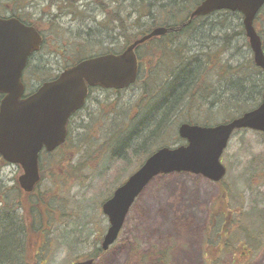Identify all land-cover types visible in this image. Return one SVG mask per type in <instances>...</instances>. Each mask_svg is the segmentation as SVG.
Returning a JSON list of instances; mask_svg holds the SVG:
<instances>
[{"label":"rangeland","instance_id":"rangeland-1","mask_svg":"<svg viewBox=\"0 0 264 264\" xmlns=\"http://www.w3.org/2000/svg\"><path fill=\"white\" fill-rule=\"evenodd\" d=\"M18 1L24 7H35L36 17L44 11L38 25L45 31L46 43L25 70L28 93L45 80L40 73L52 80L67 65L75 63L80 43L91 50L83 59L111 49L121 53L126 45L124 35L134 32L136 20L151 22L147 15L140 17V8L135 10L141 0H5L6 9L15 11ZM146 2L154 3L153 14L159 16L158 9L167 0ZM26 11L33 14L31 10ZM118 14L122 16L124 28L113 19ZM203 24L207 26L201 28ZM255 25L264 40V7ZM197 27V32H190L192 37L187 38L191 51L202 53L198 60L201 81L195 88L211 84L203 94L210 92L212 96L202 99L203 105L196 100L198 105L191 113L173 119L171 131L162 142L170 147L182 144L178 140V128L185 118H196L200 125H205L206 119L211 122L208 125L227 122L234 114L222 108L220 99L234 95H242L244 100L256 99L258 88L255 86H264L263 72L254 65L249 67L248 63H254L253 53L243 35L239 12L218 11L197 21ZM209 51L207 59L205 53ZM216 53L222 55L224 70L216 66ZM157 54H146L144 65L150 67ZM207 62L209 66L215 65L212 73L205 71ZM161 68L167 71L169 65L163 64ZM144 90L143 81L118 92L94 88L85 108L73 118L66 144L53 156H44V179L37 197L43 229L38 234L39 243L35 242L34 256L30 249L29 264H72L85 260L93 252V243L105 234L109 221L102 212V204L143 159L134 155V145L136 137L139 141L144 134V126H139L133 135L127 127L136 121L139 123L143 108L137 106ZM148 100L145 96L142 104L147 105ZM147 113L146 109L141 115ZM113 129L120 130V139L110 147L106 140ZM128 136L131 146H124ZM48 161L53 163L50 165ZM222 162L228 173L218 183L187 172L157 176L131 207L117 241L94 264H264V228L259 231L261 236L247 231L256 223L247 213L254 215L264 209V176L260 175L264 167V133L249 129L237 131ZM22 172L15 165L1 170L7 203L15 204L18 200L14 184ZM174 184H177L175 189ZM190 188L196 193L193 202L189 198ZM224 206H230L237 223L247 214V220L243 218L241 240L233 252L219 249L217 224L213 222L214 213L221 216Z\"/></svg>","mask_w":264,"mask_h":264},{"label":"water","instance_id":"water-1","mask_svg":"<svg viewBox=\"0 0 264 264\" xmlns=\"http://www.w3.org/2000/svg\"><path fill=\"white\" fill-rule=\"evenodd\" d=\"M263 5L264 0H203L191 12L189 21L219 10L241 12L254 62L264 71L262 39L254 26ZM168 31L165 26L156 27L133 40L120 54L85 58L24 97L23 72L31 54L40 49L43 37L35 27L15 17L0 18V93L5 94L0 105V154L8 162L21 166L23 173L18 183L25 193L34 192L41 180L40 151L44 147L54 151L66 141L70 117L85 105L89 88L120 90L134 84L140 69L137 48ZM239 129L264 132V97L256 108L224 123L213 126L182 123L178 132L187 143L156 150L104 202L103 212L109 217L110 227L102 249L108 250L115 243L130 208L157 176L187 172L213 182L221 181L227 174L222 155ZM74 264H94V259Z\"/></svg>","mask_w":264,"mask_h":264},{"label":"trees","instance_id":"trees-1","mask_svg":"<svg viewBox=\"0 0 264 264\" xmlns=\"http://www.w3.org/2000/svg\"><path fill=\"white\" fill-rule=\"evenodd\" d=\"M201 1L202 0H178L177 4L176 0H167L165 5L161 4L159 7V16H154V3L151 2L149 4L146 0H141V4H138V6L135 7V10L137 11L138 8H140V17L143 19V17L149 16L148 19H150L151 22L146 24L137 19L133 29L134 32L130 34L126 33L124 35L126 44H128L133 39L144 35L154 27L165 26L169 29L166 35L152 38L148 42L139 46L137 50L140 59V75L137 83L143 81L145 84V93L142 94L143 96L137 107L138 109L143 108L141 110L142 112L147 109L148 113L147 115L142 116V112L140 111L139 123L137 124L136 121L132 124V127L128 125L127 128H131V135H133L134 132L137 133L139 126H144V134L140 136L139 141L138 137H136L134 145V155L143 156L139 165H141L157 148L164 145L165 142H162L165 140L166 136L169 135L171 131L170 125L175 117L188 114V112L191 113L193 108L198 105L196 100L199 102V105H203L202 99L207 100L210 99L208 96H212V93L210 92L206 95L203 94L205 90L208 91L211 84L197 86V90L195 88V85H198L201 81L198 60L202 53L197 54V52H192V48L189 46L190 41L187 39L188 37H192L190 32L196 33L198 30L199 26L197 27V21L199 20L194 18L189 21V18L192 10L200 4ZM70 4H72V1ZM149 9H151L150 12ZM201 18L203 19L204 17ZM113 19L119 21L118 26L122 28L125 27L121 14H118V17H114ZM204 26H207V24L201 25V28ZM243 31L242 28V32ZM82 49H85V47L80 43L76 52L77 61H80L83 59V56H87V54L91 52V50L87 48L82 53ZM108 51L114 52L113 49ZM140 51H142V54H140ZM158 51L160 54H157ZM210 52L211 51L205 53V58L209 56ZM150 53V56L155 54L158 56L153 57L155 60L151 59V61H153L150 64V67H148V65H144L143 58L146 54ZM215 55L218 60L216 66L220 67L221 70H224V67L226 66L223 65L222 55L219 53H216ZM163 64L169 65L167 71L162 70L161 65ZM248 64L251 68L254 65V63ZM204 66L205 71L211 70V73L215 68V65H212V63L209 66L208 62ZM256 69L258 68L256 67ZM40 75L46 77L45 80L49 79L48 75V77L41 73ZM255 87L258 88V98H251L254 102H251V99L244 100L242 95H240L242 98L239 95H234L224 98V100H219L222 108L225 111H232L234 114L233 117L255 108L258 106L264 95V86L261 87L256 85ZM145 96L149 97V100L146 101L147 105L142 104ZM210 111L211 109L209 108L208 112ZM206 113L204 115H206ZM184 122L198 124L199 120L196 118H185ZM209 123H211L209 119L204 121L205 125H208ZM118 136H120V130L113 129L109 132L106 142H109L110 147L112 144L115 145V143L118 142L120 139ZM178 140H180L182 144L185 143V140L180 136ZM130 141V136H128V138L126 137L123 145L128 146L129 144V146H131ZM165 144L167 145V143ZM226 194H228L227 191ZM20 195L21 193L15 204H10L7 203L5 194V213L4 215L0 213V264H29L30 252L31 250H34L35 242L39 243L38 234H40L43 229V225L40 222V208L37 206H31V203L29 205L20 197ZM232 207H234L233 204ZM19 209L22 211L21 213H18L17 210ZM263 211L264 209L260 212L256 211L254 215L250 212L247 213L249 217H254L256 219V223L253 225L254 227L251 226V230L245 226V228L248 229L247 231H251L253 235L255 233L260 234L259 231L264 228V214H261ZM247 214H245V216L242 215V221L237 223L234 218V212L230 210V206L222 207L221 216L214 213L213 222L217 224L216 235L218 236L217 241L220 243V250L233 252L235 244L241 240L240 234H242L241 229L243 228V218L245 217L247 220ZM214 225L215 224H213V226ZM261 235L262 234H260V236ZM213 238H215V236ZM100 239L93 243V252L88 257L98 258L104 253L99 245L101 241ZM31 240H33L32 245L30 243ZM32 255L34 256V251L32 252ZM38 256L39 254L36 255V259L39 258Z\"/></svg>","mask_w":264,"mask_h":264},{"label":"flooded vegetation","instance_id":"flooded-vegetation-1","mask_svg":"<svg viewBox=\"0 0 264 264\" xmlns=\"http://www.w3.org/2000/svg\"><path fill=\"white\" fill-rule=\"evenodd\" d=\"M26 10L33 11V14L31 12H29V11H26ZM34 12H36L35 7H24V5L22 4L21 1H18L17 2V7H16L15 11L8 10L5 7V0H0V18L1 19H7V18L15 17V18L19 19L21 22H23L24 24L35 27L44 36V41H46L45 31L43 32L40 29L39 25H38L43 20L42 19V13L44 11L41 10L40 16H38V17H36V13H34ZM28 13L30 15H28ZM53 18H55V17H53ZM201 19L202 18H197L196 20H201ZM256 30L258 31V29H256ZM4 97H5V95L0 93V105H1V102H2V100H3ZM44 156L51 157V156H53V153H48L45 149L42 150V152H41V159H40V169H41L42 175H44V167H45L44 166V163H45ZM48 163L51 165L53 163V161L52 162L51 161L50 162L48 161ZM8 165L9 164L7 163V161H5V159L0 155V213L2 215H4V213H5V207H6L5 206V201H4L5 200V194H6V185L3 182V180H1V170L4 169ZM260 175L262 177L264 176V167L261 168ZM32 198L29 199V201H28V203L29 202L31 203V206H33V201H34ZM30 203H29V205H30Z\"/></svg>","mask_w":264,"mask_h":264},{"label":"bare ground","instance_id":"bare-ground-1","mask_svg":"<svg viewBox=\"0 0 264 264\" xmlns=\"http://www.w3.org/2000/svg\"><path fill=\"white\" fill-rule=\"evenodd\" d=\"M183 184H184V183H183ZM185 184H186V183H185ZM176 186H177V184H174V185H173V188L175 189ZM188 186H190V185H188ZM170 188H172V186H171ZM186 190H187V189H186ZM188 191L190 192V196H189V198H191V200H192V202H193V201H194V198H195V196H196V195H195L196 193H195V191H194V188H193V191H194V192H191V191H192V188L188 189ZM187 193H188V192L186 191V194H187ZM198 196H200V194H198ZM198 196H197V197H198Z\"/></svg>","mask_w":264,"mask_h":264}]
</instances>
